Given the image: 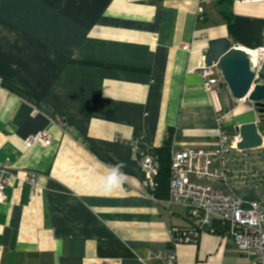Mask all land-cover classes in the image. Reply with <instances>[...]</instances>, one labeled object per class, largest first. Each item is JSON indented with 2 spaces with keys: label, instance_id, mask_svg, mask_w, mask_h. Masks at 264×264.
Here are the masks:
<instances>
[{
  "label": "crops",
  "instance_id": "obj_1",
  "mask_svg": "<svg viewBox=\"0 0 264 264\" xmlns=\"http://www.w3.org/2000/svg\"><path fill=\"white\" fill-rule=\"evenodd\" d=\"M231 12L264 18V0H0V264H157L151 250L250 264L224 233L174 245L171 229L194 218L152 200L140 169L169 128L176 146L209 147L223 109L231 132L259 123L253 102L206 91L198 71ZM44 129L52 142L28 148Z\"/></svg>",
  "mask_w": 264,
  "mask_h": 264
},
{
  "label": "built area",
  "instance_id": "obj_2",
  "mask_svg": "<svg viewBox=\"0 0 264 264\" xmlns=\"http://www.w3.org/2000/svg\"><path fill=\"white\" fill-rule=\"evenodd\" d=\"M254 69L255 83H263L264 46L258 47L250 55ZM204 88L210 92L225 84L218 65L199 67ZM2 79H0V88ZM215 128V140L212 146H176L173 137L171 156V175L168 196L158 200L155 191L159 186L157 177L160 171L159 157L156 152L141 155V181L146 193L152 200L161 201L168 206H183L194 218V224L188 229H171L174 245L181 242L197 241L201 232L216 229L217 221L225 226L224 235L251 259L250 264H264V142L260 147L240 149V132H231L228 125L233 119L232 113L223 109L218 115ZM168 138L170 133L167 134ZM263 140H264V134ZM53 137L48 131H40L28 136L25 145L50 143ZM137 152V142L131 143ZM6 166H0V202L5 200L8 177ZM36 176L30 178L32 194L37 191ZM260 191L257 197H248L243 191ZM149 256L157 264H178L176 252L169 254L161 250L149 251Z\"/></svg>",
  "mask_w": 264,
  "mask_h": 264
},
{
  "label": "water",
  "instance_id": "obj_3",
  "mask_svg": "<svg viewBox=\"0 0 264 264\" xmlns=\"http://www.w3.org/2000/svg\"><path fill=\"white\" fill-rule=\"evenodd\" d=\"M226 27L227 36L212 39L210 52L205 56L206 66L216 63L230 93L239 100H249L264 113V82L254 85L256 73L251 66L246 48L256 50L264 46V18L235 15ZM264 80V73L261 74ZM240 149L260 147L264 140V120L248 122L238 127Z\"/></svg>",
  "mask_w": 264,
  "mask_h": 264
},
{
  "label": "trees",
  "instance_id": "obj_4",
  "mask_svg": "<svg viewBox=\"0 0 264 264\" xmlns=\"http://www.w3.org/2000/svg\"><path fill=\"white\" fill-rule=\"evenodd\" d=\"M223 1V0H222ZM226 14V13H225ZM227 21L229 23H232L231 21L234 18V14L231 12V14H226L225 15ZM260 118L264 120V113L259 114ZM168 132L170 133V136L168 139L165 140L164 145L160 147L156 153L159 157V162H160V171L157 177V181H159V186L157 190L155 191L156 193V198L158 200H165L168 196V189H169V178L171 175V148H172V142H173V137H174V130L172 128H169ZM214 228L216 229L215 232L219 233H224L226 228L223 226L220 222H215L213 224ZM210 230V229H207Z\"/></svg>",
  "mask_w": 264,
  "mask_h": 264
},
{
  "label": "clouds",
  "instance_id": "obj_5",
  "mask_svg": "<svg viewBox=\"0 0 264 264\" xmlns=\"http://www.w3.org/2000/svg\"><path fill=\"white\" fill-rule=\"evenodd\" d=\"M122 167V164H117L110 169L109 175L107 176V183L109 185H116L123 181L124 174L120 171Z\"/></svg>",
  "mask_w": 264,
  "mask_h": 264
},
{
  "label": "bare ground",
  "instance_id": "obj_6",
  "mask_svg": "<svg viewBox=\"0 0 264 264\" xmlns=\"http://www.w3.org/2000/svg\"><path fill=\"white\" fill-rule=\"evenodd\" d=\"M246 51L248 52V54L252 55L254 53V50H251L249 48H246Z\"/></svg>",
  "mask_w": 264,
  "mask_h": 264
},
{
  "label": "rangeland",
  "instance_id": "obj_7",
  "mask_svg": "<svg viewBox=\"0 0 264 264\" xmlns=\"http://www.w3.org/2000/svg\"><path fill=\"white\" fill-rule=\"evenodd\" d=\"M249 103H251V102H249Z\"/></svg>",
  "mask_w": 264,
  "mask_h": 264
}]
</instances>
